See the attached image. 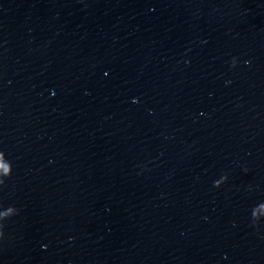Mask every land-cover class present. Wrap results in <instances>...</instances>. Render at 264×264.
I'll list each match as a JSON object with an SVG mask.
<instances>
[{
  "label": "water",
  "instance_id": "water-1",
  "mask_svg": "<svg viewBox=\"0 0 264 264\" xmlns=\"http://www.w3.org/2000/svg\"><path fill=\"white\" fill-rule=\"evenodd\" d=\"M0 152V264H264V0H0Z\"/></svg>",
  "mask_w": 264,
  "mask_h": 264
},
{
  "label": "clouds",
  "instance_id": "clouds-1",
  "mask_svg": "<svg viewBox=\"0 0 264 264\" xmlns=\"http://www.w3.org/2000/svg\"><path fill=\"white\" fill-rule=\"evenodd\" d=\"M236 63H237L236 59L233 58V61H232V67H235V66H236ZM246 63H247V62H246ZM0 154H2V152H0Z\"/></svg>",
  "mask_w": 264,
  "mask_h": 264
}]
</instances>
